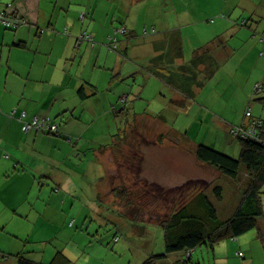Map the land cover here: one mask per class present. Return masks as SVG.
<instances>
[{"label":"crops","instance_id":"crops-1","mask_svg":"<svg viewBox=\"0 0 264 264\" xmlns=\"http://www.w3.org/2000/svg\"><path fill=\"white\" fill-rule=\"evenodd\" d=\"M92 1L0 0V9L13 3L34 22L17 30L0 23L2 241L4 235L30 240L21 223L37 217L41 198L35 191L44 183L53 182L73 197L82 195L89 204H97L99 198L106 204L115 202L118 196L108 183L113 166L107 162L111 154L124 156L130 139L142 143L137 152L146 177L154 183L170 190L202 183L211 193L210 181L218 169L198 159V145L238 158L241 145L231 129L246 124L249 101L253 114L264 120V90L255 94L256 84L264 81V36L249 21L243 25L244 21L232 19L240 2H214L209 13L195 4L182 1L178 6L163 0L157 6L164 22L156 18L151 23L154 32L147 29L141 34L137 25H127L124 19L131 18L134 6L144 0H129L125 6L119 0L113 16L104 13V17L97 15L100 5ZM208 14L222 17L209 23ZM118 15L120 23L114 24ZM121 26L129 33L118 38V48L112 50L108 38ZM84 31L92 34L94 45L77 44ZM127 95L129 106L119 114ZM24 111L28 119L49 115L60 123L64 137L36 130L24 133L19 118ZM84 180L94 181L91 191L83 189ZM13 226L21 231L19 235ZM261 235L258 232L261 247L256 255L254 243L248 244L251 261L246 264H264ZM233 241L242 242L239 237ZM22 248L4 243L0 264H17L11 252L22 253ZM6 254L10 256L4 258ZM183 258L164 261L172 264Z\"/></svg>","mask_w":264,"mask_h":264},{"label":"rangeland","instance_id":"rangeland-1","mask_svg":"<svg viewBox=\"0 0 264 264\" xmlns=\"http://www.w3.org/2000/svg\"><path fill=\"white\" fill-rule=\"evenodd\" d=\"M85 1L89 3V0ZM162 1L144 0L140 5L134 6L131 18L125 17L124 21H126L127 25H130V23L137 25L141 34H147L145 32L147 29L154 32V24L151 23L157 19L161 24L164 22L163 16H160L162 9L157 6ZM182 1L190 5L195 4L201 9L206 8L207 12L211 13L208 9L212 8L213 3L219 1L222 3L224 0H189L190 2L187 0H171V3L173 2L179 6ZM229 1L235 5L236 2H240V8H238L237 14L232 19H239L241 22L249 21L254 31L260 29V36H264V19L260 18H264V0ZM118 3L119 0H96L95 3L91 4H99L100 11L97 15L101 14L104 17V13L105 15L114 13ZM128 3L129 0H122L121 2L123 6ZM130 6L129 4L127 8H130ZM193 8L195 7L193 6ZM149 9L150 15H146ZM173 13L176 12L174 11ZM191 14L193 19H196V15L194 13ZM111 15L113 16V14ZM211 15L208 14V18L205 19V21L208 20L206 22L210 23L214 19L222 17V14ZM112 16L110 19L114 18ZM256 17L260 19H256ZM118 22L120 23L119 15L114 20V24ZM171 24H174V20H171ZM115 29H113L111 34L115 33ZM186 31L184 30V33ZM128 33L120 32L118 38H126ZM206 92H210V87H208ZM128 97L127 95L126 99L121 100L119 114L126 112L127 106H129ZM113 125L112 129L114 130V128L116 129V124ZM178 125H183V122H179ZM194 128L196 130V125ZM190 135L194 137L195 131L193 135ZM141 144L130 139L126 145V148L128 146L130 148L128 150L129 153L126 151L124 156L119 155V153L113 156L111 154L109 155V162H107L108 165L113 166V170L109 171L110 181L108 183H110V188L112 190L114 188L126 190L127 194H129L128 199L124 200L118 197L115 202L106 204L105 199L99 198L96 202L98 205L89 204L87 201L83 202L85 197L82 195L73 197L72 194H68V191H61L60 187L53 182L44 183L35 191L41 198L38 202L37 217L35 219H24L21 223L22 228L27 233L29 232L30 240L22 242L15 237L4 235V242L0 240V246H3L4 243L9 246L11 242L12 244H21L23 247L21 252L27 258L43 264L50 263L55 253L59 251L70 258L72 264H143L151 254L161 253L164 234L162 228L158 226L157 218H165L171 213L172 205L174 204L172 191L178 189H173L170 195H165L162 190H168L169 188L160 186L154 183L153 179L146 177L148 175L143 170V165H141L143 159L137 152V148ZM236 159L238 158L236 157ZM68 160L74 162V159L68 158ZM64 166L67 167L66 165ZM64 170H67V168ZM217 171H214L213 180L210 182L214 185V188L221 186L224 191L221 198H216L213 192L211 195H214L212 196L213 203L218 209L220 217L227 219L235 211L236 205L239 204L246 181L243 175L241 176V181L235 182ZM92 182L94 181L92 180L90 183ZM84 183L87 184L83 186V189L91 191L92 184H88L87 180H84ZM206 185L201 183L199 187L204 189L207 187ZM100 190L98 189L97 191L99 192ZM206 192H209L207 188ZM103 203H105V207H102V205L104 206ZM177 203L179 205L182 201ZM102 208L105 209L103 210ZM138 226H141V229ZM13 229L18 235L21 233L15 226H13ZM258 232L264 234V215L259 219L258 229H254L239 237L242 242L239 241L237 243L233 239H227L214 248L204 244L193 252V260L189 264H246L251 261L249 258L251 251L248 244L250 242L254 243L255 255L258 246H260V240L257 238ZM125 233L127 235H124ZM116 234L120 236V241L118 242L114 240ZM238 251L245 253L248 258H241L238 255ZM15 254L17 252H11V256H9L12 259H16ZM170 255L167 258L171 262L176 257L186 258L184 253H173ZM164 263L169 264L165 261H160L159 264Z\"/></svg>","mask_w":264,"mask_h":264},{"label":"trees","instance_id":"trees-1","mask_svg":"<svg viewBox=\"0 0 264 264\" xmlns=\"http://www.w3.org/2000/svg\"><path fill=\"white\" fill-rule=\"evenodd\" d=\"M0 10L13 13L15 14L13 17H18L24 22L16 27H7L4 25L6 29L17 30L19 27L34 23L24 13L15 9L13 3L8 4L5 9ZM246 23L247 21H244L242 24L246 25ZM121 28L125 27H118L117 30ZM125 29L127 30V28ZM117 30L114 35L109 36L108 46L112 37H116L118 44L117 35L120 33H118ZM39 32L43 33L44 30L40 29ZM66 33L68 32L66 31ZM127 33L128 30L125 34ZM90 35L92 36V34ZM258 86H260V89H258ZM262 90H264V81L256 84L255 94L262 92ZM250 103L249 101L246 106L245 115L248 109H251L253 112ZM15 113L16 110H12L10 115L14 116ZM24 113L25 116L23 119L21 118V114L19 115L24 133L36 130L44 134L64 137L60 130V123L52 119L49 115L34 116L28 119L27 111H24ZM35 118L40 119L43 128H32L25 131L23 129L25 124L32 123ZM52 126H56V129L52 130ZM67 139L70 142L72 141L70 137ZM236 139L241 145L238 159L206 144H199L196 150V155L201 162L218 169L231 180L239 182L242 180L241 176H244L243 178L246 181H243L245 182V187L240 202L236 206L233 214L227 219H222L218 209L213 203L212 196L215 195L216 198H221L222 196L224 190L221 186H216L215 188L213 186L212 192L214 195H211L212 192H206V189H200L195 182H189L180 188H176L178 190L172 191L174 196L172 201L174 204L172 205L173 208L171 213L165 218H157L159 222L158 225L162 228L164 234V249L161 253L151 254L143 264H159L160 261L163 262L167 256L173 253H186V258L175 261L172 264H189L192 260L191 256H188V253L195 251L198 247L206 244L214 248L224 240H234L254 229H258L259 219L264 215V126L262 127L258 139L241 136ZM242 171H244V173H242ZM162 191L165 195H170L171 192L170 189ZM111 192L121 199H128L129 194H127V191L124 189L117 190L114 188ZM178 201H182V203L178 205ZM116 238H119L118 241H120V236L118 234H116L115 239ZM260 239L264 247V234L260 236ZM3 257H9V255L6 254V256L3 255ZM15 257L17 264H43L27 258L24 253H17ZM47 264H72V261L63 252L59 251L55 253L50 263Z\"/></svg>","mask_w":264,"mask_h":264},{"label":"built area","instance_id":"built-area-1","mask_svg":"<svg viewBox=\"0 0 264 264\" xmlns=\"http://www.w3.org/2000/svg\"><path fill=\"white\" fill-rule=\"evenodd\" d=\"M15 14L11 12H6L0 10V23H3L7 27H16L20 24H23L24 22L20 20L18 17H13ZM84 17V15H83ZM125 28H121L117 30L118 33H126ZM86 40L89 43L94 44L92 36L88 32H83L79 38H78V45L80 44V41ZM110 48L112 49H117V40L116 37H112V40L109 43ZM258 89H260V86H258ZM126 99V97L124 98ZM25 116V113L23 112L21 115V118L23 119ZM245 117L248 119V123L245 125L241 126H234L231 129V134L234 138H238L239 136L245 137V138H253V139H258L260 137V132L262 130V127L264 126V120H262L259 117H256L253 115V112L251 109H248L246 111ZM36 128L40 129L43 128V124L40 123L39 118H35L32 123H26L23 129L25 131ZM52 130L56 129V126L51 127ZM116 241L119 240V238L115 239ZM191 253H188V256H190ZM238 255L241 258H245V254L243 252H238Z\"/></svg>","mask_w":264,"mask_h":264}]
</instances>
